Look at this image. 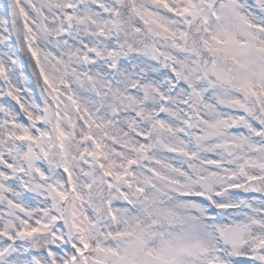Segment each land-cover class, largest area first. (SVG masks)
<instances>
[{
    "label": "snow or ice",
    "instance_id": "obj_1",
    "mask_svg": "<svg viewBox=\"0 0 264 264\" xmlns=\"http://www.w3.org/2000/svg\"><path fill=\"white\" fill-rule=\"evenodd\" d=\"M0 264H264V0H4Z\"/></svg>",
    "mask_w": 264,
    "mask_h": 264
},
{
    "label": "water",
    "instance_id": "obj_2",
    "mask_svg": "<svg viewBox=\"0 0 264 264\" xmlns=\"http://www.w3.org/2000/svg\"><path fill=\"white\" fill-rule=\"evenodd\" d=\"M2 1V4L4 3V0H1Z\"/></svg>",
    "mask_w": 264,
    "mask_h": 264
},
{
    "label": "rangeland",
    "instance_id": "obj_3",
    "mask_svg": "<svg viewBox=\"0 0 264 264\" xmlns=\"http://www.w3.org/2000/svg\"><path fill=\"white\" fill-rule=\"evenodd\" d=\"M0 5H2L1 0H0Z\"/></svg>",
    "mask_w": 264,
    "mask_h": 264
}]
</instances>
